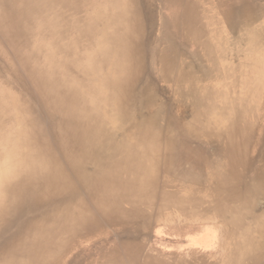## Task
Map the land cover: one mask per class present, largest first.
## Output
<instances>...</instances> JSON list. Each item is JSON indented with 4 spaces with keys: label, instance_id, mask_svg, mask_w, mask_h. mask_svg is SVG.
Here are the masks:
<instances>
[{
    "label": "bare ground",
    "instance_id": "1",
    "mask_svg": "<svg viewBox=\"0 0 264 264\" xmlns=\"http://www.w3.org/2000/svg\"><path fill=\"white\" fill-rule=\"evenodd\" d=\"M153 1L176 8L159 47L151 0H0L1 52L40 102L0 99V264H173L153 231L210 218L218 264H264L262 74L201 86L175 41L208 55L198 0Z\"/></svg>",
    "mask_w": 264,
    "mask_h": 264
},
{
    "label": "rangeland",
    "instance_id": "2",
    "mask_svg": "<svg viewBox=\"0 0 264 264\" xmlns=\"http://www.w3.org/2000/svg\"><path fill=\"white\" fill-rule=\"evenodd\" d=\"M198 4V13L204 15L199 24L206 30L204 42L209 49L208 55L192 43L175 40L180 46L183 61L194 68L198 83L212 90L221 87L223 81L230 80L219 77L217 73L222 75L231 65L244 72L259 70L264 91V0H198ZM149 5L155 13L153 45L159 47L162 45L160 32L163 20L176 8H162L159 2L153 0ZM3 44L0 40V91L4 92L0 93V99L5 101L4 107L13 113L16 108L20 110L39 106V99L28 79L21 76L14 61L1 52ZM152 76L149 71L145 74V78ZM13 102L17 105L14 106ZM13 124L8 122L6 127L10 128ZM263 203L264 198L257 200L256 207L264 209ZM190 226L195 228L186 232H168L162 227L156 229L151 235L149 245L159 255L174 258L173 264H180L179 261H183L181 264H189L191 260L192 264L201 261H204V264H218L217 261L225 250L222 245L225 241L222 224L219 220L210 218L196 225L191 223ZM192 236H202L205 240L196 247L189 244ZM91 245L93 244H88L89 247ZM92 253H87V257Z\"/></svg>",
    "mask_w": 264,
    "mask_h": 264
},
{
    "label": "crops",
    "instance_id": "3",
    "mask_svg": "<svg viewBox=\"0 0 264 264\" xmlns=\"http://www.w3.org/2000/svg\"><path fill=\"white\" fill-rule=\"evenodd\" d=\"M203 239L204 237L202 236H192L189 241V244L198 247V243L202 244V242H204Z\"/></svg>",
    "mask_w": 264,
    "mask_h": 264
}]
</instances>
